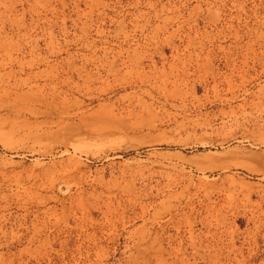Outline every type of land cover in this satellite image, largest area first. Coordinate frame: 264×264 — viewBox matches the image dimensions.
<instances>
[{
	"label": "rangeland",
	"instance_id": "374dc122",
	"mask_svg": "<svg viewBox=\"0 0 264 264\" xmlns=\"http://www.w3.org/2000/svg\"><path fill=\"white\" fill-rule=\"evenodd\" d=\"M259 140L264 0H0V264H264Z\"/></svg>",
	"mask_w": 264,
	"mask_h": 264
},
{
	"label": "bare ground",
	"instance_id": "6f19581e",
	"mask_svg": "<svg viewBox=\"0 0 264 264\" xmlns=\"http://www.w3.org/2000/svg\"><path fill=\"white\" fill-rule=\"evenodd\" d=\"M7 96L10 99V101H13V100L15 101V99L12 98L11 93H9ZM34 96H37V100H41V98L38 95H33V93L30 94L29 98L33 99ZM254 146H256L257 148L264 147V140L256 141ZM151 155L154 157L153 163L158 166H169L177 160V156L174 153H170L164 150H154ZM245 157H246L244 159L245 162H248L251 164H259V165L262 164L260 162L261 160L259 161L257 152L252 153L251 155L245 154Z\"/></svg>",
	"mask_w": 264,
	"mask_h": 264
}]
</instances>
